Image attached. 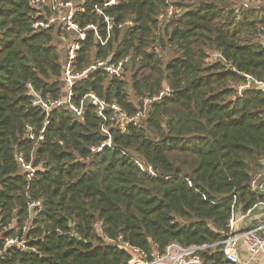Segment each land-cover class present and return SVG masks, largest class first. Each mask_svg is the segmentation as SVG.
<instances>
[{"label": "trees", "instance_id": "1", "mask_svg": "<svg viewBox=\"0 0 264 264\" xmlns=\"http://www.w3.org/2000/svg\"><path fill=\"white\" fill-rule=\"evenodd\" d=\"M65 1L86 33L74 73L129 59L121 77L97 69L74 83L72 104L93 92L108 104L106 121L86 100L82 118L68 104L47 113L34 101L66 98V40L76 33L34 27L53 14L48 4L0 0V246L27 224L35 248L10 246L0 264H128L174 242L222 241L234 205L246 214L264 202L251 186L264 169V91L239 94L247 75L264 80V0H118L102 8L110 29L96 9L107 0ZM165 89L140 124L122 125L111 107L133 117ZM19 157L36 167L31 178ZM199 255L230 264L222 245Z\"/></svg>", "mask_w": 264, "mask_h": 264}, {"label": "built area", "instance_id": "2", "mask_svg": "<svg viewBox=\"0 0 264 264\" xmlns=\"http://www.w3.org/2000/svg\"><path fill=\"white\" fill-rule=\"evenodd\" d=\"M258 0H241V3L244 7H249L252 3H255ZM118 2V0H107L96 6L97 12L104 15L102 10L103 6H111ZM34 6L37 8L42 5L48 4L53 14L47 18L45 21H40L34 24L35 28L40 27H49L52 24L61 25L63 29L72 30L76 33V36L68 40L67 51L65 52L66 57V66H65V81L67 84V95L66 98H60L58 100L44 102L40 99L34 101V104H41L45 107L47 113L53 107H60L64 104H68L73 112L78 118H82L84 111L85 101H88L95 105L98 109L99 116L103 117L104 120H107L105 116V109L108 104L105 100L101 99L95 93L91 92L84 96L81 101L80 106L72 104L73 96V86L77 79L83 77L90 71L101 69L105 72L121 77L124 74V67L128 62V57L123 58L118 63H110L108 61H97V63L92 64L89 68L85 69L82 73L73 72V60L76 58V53L80 49V43L86 37V33L83 29H80L77 24L73 22V16L76 10V5L74 1H65V0H33ZM177 12L173 7H170L165 14H161L159 19L164 21L166 18L174 15ZM105 16V20L108 22V28H111L110 17ZM128 24H132L131 21ZM88 28H93L96 31L97 38L105 44L107 39H102L97 33V27L95 25H89ZM260 43L264 46V33L260 35ZM222 57L219 53H212L209 60L214 58ZM247 83L239 87V94L242 93V90L248 87L255 88L257 90L264 91V80L255 79L250 75H247ZM168 90L161 91L157 96L152 98L145 99V109L140 110L135 116L128 117L126 114L120 112L119 106L112 104L111 107L115 109L122 116L127 118V123L134 122L135 124H140L142 119L146 116L147 107L150 103L162 99L164 96L169 95ZM102 130L106 133H109L108 127L103 124ZM110 144V142H108ZM23 169L28 172V177L31 178L35 171L31 163H26L23 157L18 158ZM264 179V169L257 173L251 182V186L256 190L259 182ZM233 198L236 200L237 197L234 195ZM40 206L39 202L32 201L29 204L30 209L33 211L35 207ZM264 208V202L257 203L248 213L242 214L239 213L237 207L233 206V211L228 222V231L225 233V238L217 243L203 244V245H191L183 246L179 243H171L164 254L155 256L152 260H147L141 256L133 257L128 264H205L199 253L207 248L215 247L217 245H222V251L226 256L230 264H259L260 259H263L264 263V222L253 225L247 228L241 227V222L247 217V215L254 209ZM31 215L34 216V212H31ZM27 230V224L23 227V233L14 237H11L5 241V243L0 246V256L4 255L7 252V249L10 246H16L23 251H32L35 248L29 245V242L25 236V231Z\"/></svg>", "mask_w": 264, "mask_h": 264}, {"label": "crops", "instance_id": "3", "mask_svg": "<svg viewBox=\"0 0 264 264\" xmlns=\"http://www.w3.org/2000/svg\"><path fill=\"white\" fill-rule=\"evenodd\" d=\"M263 218H264V208L260 207L254 209V211L251 214H248L247 217L241 222V227L247 228L257 223L259 224V222H263L261 221Z\"/></svg>", "mask_w": 264, "mask_h": 264}, {"label": "rangeland", "instance_id": "4", "mask_svg": "<svg viewBox=\"0 0 264 264\" xmlns=\"http://www.w3.org/2000/svg\"><path fill=\"white\" fill-rule=\"evenodd\" d=\"M262 3V0H260V2H257V3H255L254 5H256V4H261ZM75 37V35H72L70 38L71 39H73ZM69 38V40H71ZM66 41H68V40H66ZM161 53L165 56V57H168L169 56V50L168 49H166V50H164V51H161ZM120 119H121V123H122V125L124 124H126L127 123V118L126 117H124V116H120Z\"/></svg>", "mask_w": 264, "mask_h": 264}, {"label": "water", "instance_id": "5", "mask_svg": "<svg viewBox=\"0 0 264 264\" xmlns=\"http://www.w3.org/2000/svg\"><path fill=\"white\" fill-rule=\"evenodd\" d=\"M256 191L261 195V196H264V179H262L257 188H256Z\"/></svg>", "mask_w": 264, "mask_h": 264}]
</instances>
